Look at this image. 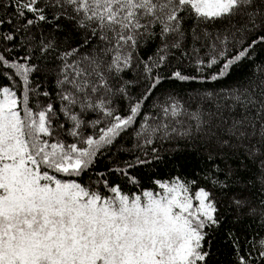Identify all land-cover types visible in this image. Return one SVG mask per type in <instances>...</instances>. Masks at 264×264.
Segmentation results:
<instances>
[{"label":"snow or ice","instance_id":"obj_1","mask_svg":"<svg viewBox=\"0 0 264 264\" xmlns=\"http://www.w3.org/2000/svg\"><path fill=\"white\" fill-rule=\"evenodd\" d=\"M0 264H264V0H0Z\"/></svg>","mask_w":264,"mask_h":264}]
</instances>
